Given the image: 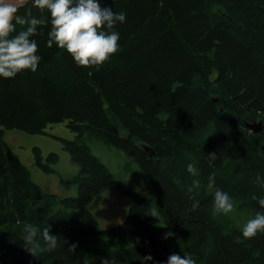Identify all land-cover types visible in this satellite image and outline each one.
<instances>
[{
    "label": "trees",
    "instance_id": "obj_1",
    "mask_svg": "<svg viewBox=\"0 0 264 264\" xmlns=\"http://www.w3.org/2000/svg\"><path fill=\"white\" fill-rule=\"evenodd\" d=\"M117 51L100 65L78 66L55 43L49 48L48 10L31 8L46 23L31 37L41 57L37 70L0 77V264H167L171 254L196 264H264V233L242 229L264 197V0H114ZM20 26H17L19 31ZM15 35V33H13ZM67 122L75 138L64 148L80 169L70 182L77 196L49 193L5 139V129L44 133ZM102 142L127 153L151 179L152 193L127 188L92 151ZM35 160L53 172L57 153ZM186 154H190L189 159ZM197 162L201 187L186 163ZM215 174V186L207 178ZM104 190L133 197L126 219L100 228L89 204ZM216 190L234 200L233 212L213 218ZM155 211L156 216H152ZM51 226L55 250L29 254L24 225ZM169 232L174 236L165 239ZM38 239L42 238L38 236ZM77 244L75 250H70Z\"/></svg>",
    "mask_w": 264,
    "mask_h": 264
},
{
    "label": "clouds",
    "instance_id": "obj_2",
    "mask_svg": "<svg viewBox=\"0 0 264 264\" xmlns=\"http://www.w3.org/2000/svg\"><path fill=\"white\" fill-rule=\"evenodd\" d=\"M114 2V0H113ZM33 7L48 10L51 17V30L47 46L55 43L60 49L66 50L78 66L89 67L103 64L118 48L119 33L114 31L117 23L126 20V13L113 11L111 7H101L98 0H33ZM19 9L14 0H0V77L12 78L26 69L37 70L41 57L37 55L38 45L31 39L37 33V26L46 21L33 17L31 8L25 15H18ZM17 26H20L19 31ZM15 33V35H13ZM186 156L191 159L190 154ZM187 172L194 178L188 191L200 189L201 181L197 162L186 163ZM215 174L207 178V186H215ZM255 183L264 188V176L257 174ZM259 206L264 209V197L257 198ZM235 200L225 191L216 190L212 204L213 218L229 215L233 212ZM152 216H156L155 211ZM264 233V212L257 211L242 229L245 238H253L257 233ZM169 232L165 239L174 236ZM38 236L42 238L38 239ZM59 237L51 234V226L43 228L31 223L24 225L23 245L25 250L36 256L37 252H51L56 249ZM73 244L70 250H75ZM142 264L153 259L152 256L140 257ZM83 264H88L85 256ZM102 264H113L112 260L104 259ZM167 264H196L190 256L171 254Z\"/></svg>",
    "mask_w": 264,
    "mask_h": 264
},
{
    "label": "rangeland",
    "instance_id": "obj_3",
    "mask_svg": "<svg viewBox=\"0 0 264 264\" xmlns=\"http://www.w3.org/2000/svg\"><path fill=\"white\" fill-rule=\"evenodd\" d=\"M27 0H14L17 6ZM3 128L0 126V129ZM75 138L67 122L49 124L44 133L30 134L18 129H5V139L20 160L30 169L33 180L43 190L61 196H77L78 184L70 180L78 174L79 165L75 164L70 153L64 148V140ZM93 153L110 169L115 177H120L124 185L134 191L150 195L153 187L149 176L131 157L115 147L104 143L90 142ZM41 149L44 157L57 153L59 161L53 165V172H46L35 160L34 148ZM133 197L120 191L104 190L90 202L89 208L99 221L100 228H109L122 223L133 203Z\"/></svg>",
    "mask_w": 264,
    "mask_h": 264
},
{
    "label": "water",
    "instance_id": "obj_4",
    "mask_svg": "<svg viewBox=\"0 0 264 264\" xmlns=\"http://www.w3.org/2000/svg\"><path fill=\"white\" fill-rule=\"evenodd\" d=\"M101 4V7H111L113 11L115 10V2L113 0H98ZM251 128H253L254 132H260L263 129L262 121H258L254 124H249Z\"/></svg>",
    "mask_w": 264,
    "mask_h": 264
},
{
    "label": "crops",
    "instance_id": "obj_5",
    "mask_svg": "<svg viewBox=\"0 0 264 264\" xmlns=\"http://www.w3.org/2000/svg\"><path fill=\"white\" fill-rule=\"evenodd\" d=\"M258 121H262V120H256V121H253V122L248 123V127L250 128V130H251L252 132H254V130H253V128H251V127L249 126V124H254V123L258 122ZM262 123H263V128H264V121H262ZM262 130H263V129H262ZM260 132H262V131H260ZM254 133H259V132H254Z\"/></svg>",
    "mask_w": 264,
    "mask_h": 264
}]
</instances>
